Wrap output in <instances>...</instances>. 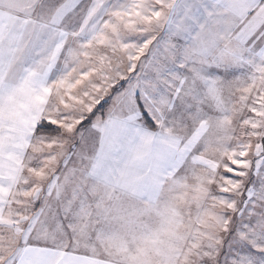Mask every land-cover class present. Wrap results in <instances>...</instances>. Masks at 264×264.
Masks as SVG:
<instances>
[{
    "label": "snow or ice",
    "instance_id": "obj_1",
    "mask_svg": "<svg viewBox=\"0 0 264 264\" xmlns=\"http://www.w3.org/2000/svg\"><path fill=\"white\" fill-rule=\"evenodd\" d=\"M0 264H264V0H0Z\"/></svg>",
    "mask_w": 264,
    "mask_h": 264
}]
</instances>
